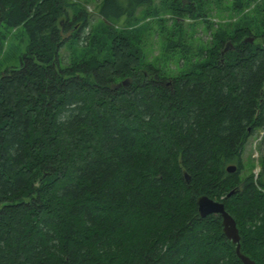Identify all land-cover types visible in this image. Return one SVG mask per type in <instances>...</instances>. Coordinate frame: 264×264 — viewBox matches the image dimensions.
Returning <instances> with one entry per match:
<instances>
[{
  "label": "trees",
  "instance_id": "obj_1",
  "mask_svg": "<svg viewBox=\"0 0 264 264\" xmlns=\"http://www.w3.org/2000/svg\"><path fill=\"white\" fill-rule=\"evenodd\" d=\"M154 1L100 0L92 26L67 0H0V23L28 38L0 72V264H243L221 217L200 216L202 195L264 264V138L259 176H242L264 129V0H232L253 14L217 28L196 60L168 39L187 61L174 76L145 60L137 29L111 24ZM210 1L222 0H158L176 25Z\"/></svg>",
  "mask_w": 264,
  "mask_h": 264
},
{
  "label": "rangeland",
  "instance_id": "obj_2",
  "mask_svg": "<svg viewBox=\"0 0 264 264\" xmlns=\"http://www.w3.org/2000/svg\"><path fill=\"white\" fill-rule=\"evenodd\" d=\"M74 6L83 7L91 17L92 26H97L101 18L96 13L100 0H67ZM232 0H222L221 3L209 2L206 16L202 19H192L185 17L180 19V24L176 25L174 15L164 9L158 0L150 6H140L133 19L121 18L112 21L115 28L131 27L137 29L139 34V47L141 48L145 60L155 64L167 76H174L187 68V61H182V57L174 50H168L167 40H179L185 48L190 51L187 56L191 60L198 58L200 50L207 48L213 32L217 28L232 26L243 15L253 14V7L256 2H252L242 12L237 14L230 11ZM69 13L72 9L69 8ZM127 29V28H126ZM72 31L64 32L63 36L68 37ZM28 43L27 35L22 27L10 28L0 23V72L4 69L17 66L19 57L25 51ZM72 49L63 48L62 52L65 60L67 55H71ZM264 138V129L258 131L248 138L243 155L242 176L253 173L255 177L261 172L260 151Z\"/></svg>",
  "mask_w": 264,
  "mask_h": 264
},
{
  "label": "water",
  "instance_id": "obj_3",
  "mask_svg": "<svg viewBox=\"0 0 264 264\" xmlns=\"http://www.w3.org/2000/svg\"><path fill=\"white\" fill-rule=\"evenodd\" d=\"M185 3V0H183ZM0 18H1V9H0ZM249 42L253 41L252 37L248 38ZM230 45V44H229ZM231 46V45H230ZM227 48H225L226 50ZM128 83L127 79L122 80L121 82L111 83L110 88L116 89L122 85H126ZM235 170L234 165H230L227 167L228 172H232ZM186 180L187 176L185 175ZM230 191L227 196L232 194ZM197 209L201 217H206L210 214H217L221 217L222 220V229L225 236L236 244L235 252L238 257L241 259L243 264H254V262L247 256L243 255L240 252V244H239V233L236 226V222L234 218L225 210L224 204L221 201H216L206 195H202L197 199Z\"/></svg>",
  "mask_w": 264,
  "mask_h": 264
}]
</instances>
